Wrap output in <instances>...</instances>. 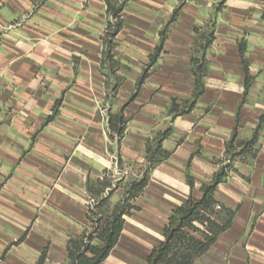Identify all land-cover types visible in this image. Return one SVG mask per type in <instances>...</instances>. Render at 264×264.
I'll use <instances>...</instances> for the list:
<instances>
[{
    "label": "crops",
    "instance_id": "1",
    "mask_svg": "<svg viewBox=\"0 0 264 264\" xmlns=\"http://www.w3.org/2000/svg\"><path fill=\"white\" fill-rule=\"evenodd\" d=\"M220 1L126 0L109 70L105 0H0V264H66L69 240L88 228L87 184L125 186L146 142L170 128L161 143L168 158L147 173L100 263L146 264L171 212L190 194L200 198L218 163H228L236 116L238 141L259 126L258 137L246 155L234 148L237 172L217 185L209 218L233 217L193 264H264V0H225L215 12ZM208 22L203 90L189 111L170 112L192 96L193 48ZM239 43L252 77L245 97Z\"/></svg>",
    "mask_w": 264,
    "mask_h": 264
},
{
    "label": "trees",
    "instance_id": "2",
    "mask_svg": "<svg viewBox=\"0 0 264 264\" xmlns=\"http://www.w3.org/2000/svg\"><path fill=\"white\" fill-rule=\"evenodd\" d=\"M224 1L221 0L217 4L215 12L221 9ZM105 3L108 22L100 38L102 65H107L108 69L112 70L116 64L112 51L117 42L116 35L122 26L121 12L126 0H105ZM212 29L211 24L209 31L200 33L194 44L193 50L196 56L191 59L194 91L190 100L182 110H176V104L172 102L170 112L175 111L183 114L189 111L201 94L203 90L201 79L205 76L207 68L204 54L213 41ZM238 53L243 66V94L245 97L252 82V77L248 71V64L244 60V45L242 43L238 45ZM144 76L145 74L142 75L140 81L143 80ZM116 89L117 84H114L111 91L115 92ZM116 122L114 131L116 136L120 137L124 131L125 122L121 117H118ZM237 123L238 116H236L232 137L225 145V161H228V163H218L219 166L211 182L202 186L200 198H194L190 194L183 205L171 212L168 223L162 230L163 240L150 251L146 258V264H193L212 245L216 236L230 225L233 217V212L230 210H225V220L221 224H217L215 220L209 218L211 215L215 216L213 206L216 201L213 198V193L219 183L237 172L231 163L234 148L242 147L239 155H246L255 145L259 131L258 126L250 140L246 142L238 141L236 139ZM170 131V128H167L146 142L143 162L137 170V176L123 186V196L116 204L109 206L108 200L112 195V189H114L112 184L105 181L100 184H87L89 195H91V198L96 197L97 199H94L92 205H88L86 215L88 228L80 236L70 239L68 242L66 264H100L106 258L118 240L124 217L134 209L131 201L141 194L146 185L147 173L158 163L168 158L169 153L162 149L161 143L169 136ZM120 166L121 160L118 157L117 167L120 168ZM187 184L192 189L193 181L189 176H187ZM116 187L117 185H115ZM108 188L110 190L107 191V195L105 197L101 196ZM38 264H42V261Z\"/></svg>",
    "mask_w": 264,
    "mask_h": 264
},
{
    "label": "rangeland",
    "instance_id": "3",
    "mask_svg": "<svg viewBox=\"0 0 264 264\" xmlns=\"http://www.w3.org/2000/svg\"><path fill=\"white\" fill-rule=\"evenodd\" d=\"M218 4V3H217ZM217 6V5H216ZM209 28H210V25H208V27H206L205 29H206V31L205 32H207V31H209ZM129 181H130V179H128ZM128 181V182H129ZM115 185H117V187L116 188H119V187H121V186H123L122 184H115ZM115 187H114V189H116ZM114 189H112V194H113V190ZM112 196V195H111ZM94 199H97L96 197L95 198H92L90 201H89V205H92L93 203H94ZM110 199V198H109ZM109 201V200H108ZM109 204H110V201H109Z\"/></svg>",
    "mask_w": 264,
    "mask_h": 264
},
{
    "label": "built area",
    "instance_id": "4",
    "mask_svg": "<svg viewBox=\"0 0 264 264\" xmlns=\"http://www.w3.org/2000/svg\"><path fill=\"white\" fill-rule=\"evenodd\" d=\"M215 209H216V210H219V209H220V206H219V205H216V206H215ZM203 227H204V226H203Z\"/></svg>",
    "mask_w": 264,
    "mask_h": 264
}]
</instances>
